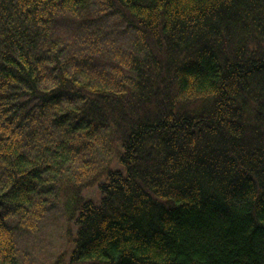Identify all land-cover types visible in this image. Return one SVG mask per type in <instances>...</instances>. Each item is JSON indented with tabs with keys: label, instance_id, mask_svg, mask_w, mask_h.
<instances>
[{
	"label": "trees",
	"instance_id": "16d2710c",
	"mask_svg": "<svg viewBox=\"0 0 264 264\" xmlns=\"http://www.w3.org/2000/svg\"><path fill=\"white\" fill-rule=\"evenodd\" d=\"M97 1L0 0V264L60 197L67 264H264V0Z\"/></svg>",
	"mask_w": 264,
	"mask_h": 264
},
{
	"label": "rangeland",
	"instance_id": "374dc122",
	"mask_svg": "<svg viewBox=\"0 0 264 264\" xmlns=\"http://www.w3.org/2000/svg\"><path fill=\"white\" fill-rule=\"evenodd\" d=\"M97 8L102 9V5L98 0L94 4ZM117 17L112 14H106L102 21L99 22L102 25L103 33L107 35V31L111 32V37H119L121 39L127 38L130 35V31L126 30L122 23L117 22ZM115 31V33L113 32ZM117 31L119 33H117ZM123 49V48H122ZM115 52V50H113ZM122 55L123 53L120 52ZM120 54V55H121ZM85 198L95 197L100 199V195L97 193V189L90 188V190L84 192ZM61 198L59 206L55 208L49 214L47 219L41 226L38 232L25 233V239L19 243L21 250L18 263L20 264H51L58 260L61 254L65 255L67 259L65 264L70 261L74 244L76 240L78 227L71 221L69 212L64 213L65 207L61 205L64 199Z\"/></svg>",
	"mask_w": 264,
	"mask_h": 264
},
{
	"label": "bare ground",
	"instance_id": "6f19581e",
	"mask_svg": "<svg viewBox=\"0 0 264 264\" xmlns=\"http://www.w3.org/2000/svg\"><path fill=\"white\" fill-rule=\"evenodd\" d=\"M135 154V153H134Z\"/></svg>",
	"mask_w": 264,
	"mask_h": 264
}]
</instances>
